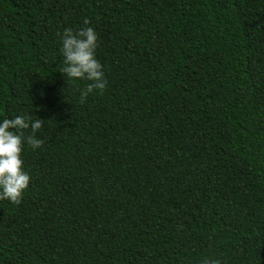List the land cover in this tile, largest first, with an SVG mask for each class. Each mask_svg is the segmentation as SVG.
<instances>
[{
	"label": "trees",
	"instance_id": "16d2710c",
	"mask_svg": "<svg viewBox=\"0 0 264 264\" xmlns=\"http://www.w3.org/2000/svg\"><path fill=\"white\" fill-rule=\"evenodd\" d=\"M84 18L106 86L80 103L58 33ZM22 112L43 144L0 264H264V0H0V118Z\"/></svg>",
	"mask_w": 264,
	"mask_h": 264
},
{
	"label": "clouds",
	"instance_id": "9594fccd",
	"mask_svg": "<svg viewBox=\"0 0 264 264\" xmlns=\"http://www.w3.org/2000/svg\"><path fill=\"white\" fill-rule=\"evenodd\" d=\"M82 24L75 30L65 27L58 33L59 51L63 57V64L58 71L69 81H88L78 90L80 103H84L94 90L102 91L106 86L102 65L96 58L97 33L87 18L83 19ZM42 124L41 118H33L28 112L0 118V200L20 203L30 181L28 172L22 167V149L28 146L35 150L43 144V140L36 136ZM25 129L30 130L29 134H23L22 130ZM197 264L225 262L222 257L205 255Z\"/></svg>",
	"mask_w": 264,
	"mask_h": 264
}]
</instances>
